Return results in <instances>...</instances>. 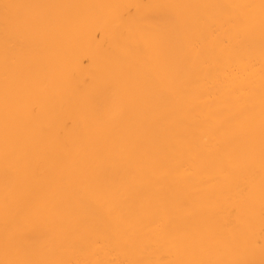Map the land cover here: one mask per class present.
Wrapping results in <instances>:
<instances>
[{"label": "bare ground", "instance_id": "6f19581e", "mask_svg": "<svg viewBox=\"0 0 264 264\" xmlns=\"http://www.w3.org/2000/svg\"><path fill=\"white\" fill-rule=\"evenodd\" d=\"M0 264H264V0H0Z\"/></svg>", "mask_w": 264, "mask_h": 264}]
</instances>
